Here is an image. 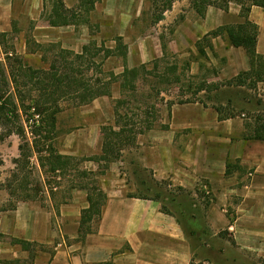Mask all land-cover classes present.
Segmentation results:
<instances>
[{"label": "rangeland", "instance_id": "rangeland-1", "mask_svg": "<svg viewBox=\"0 0 264 264\" xmlns=\"http://www.w3.org/2000/svg\"><path fill=\"white\" fill-rule=\"evenodd\" d=\"M63 1L67 9L73 11L79 8L84 0ZM213 1L218 6H222L229 0ZM43 2L41 20L46 22L57 0H43ZM192 2V0H175L173 8L166 12L164 20L156 22L160 14L156 11V7L160 5H155L153 0H98L95 10L90 13L89 21L73 26L75 34L107 35L101 47L93 45L94 41L88 43L94 50L101 48L103 51L106 49L114 51L118 45L117 40L122 39L127 46L128 60L125 63L119 54L105 59L103 51L98 56H94L95 60H93L90 54L87 62L101 63L105 75H101L91 66L92 71L86 74V79L108 80L111 73L121 76L125 67L142 69L146 66L147 70L142 69L140 77L135 82V90L129 89L123 92L119 82L112 85L111 98L104 97L95 103L81 107L72 104L73 102L63 101L62 111L57 116L56 130L48 134L50 136L47 143H52L62 155L76 157L80 160L100 156L104 144L103 128L114 127L119 131V128L115 126L116 106L120 100L125 101L120 111L127 115L129 129L134 131L142 129L144 135L143 137L138 136L135 144L120 147L122 151L119 160L112 163L108 169L103 163L99 166L97 174L104 170V175L109 171L107 173L109 179L119 177L127 179L132 186L131 195L152 199L161 205L162 210L173 215L182 226L194 250L192 264H264V259L241 251L228 229L213 231L208 219V214L217 204L216 195L221 194L225 189L228 190L229 204L223 206L221 212L225 210L223 213L228 219L233 220L236 217V206L241 202L242 195L250 191L249 186L256 174V166L254 164L242 165L240 161L244 159L243 154L240 160L228 159L235 152L228 145L239 144L243 141L242 131L245 123H253L252 119L255 115L264 114V84H261V87L258 84L257 90L223 86L233 79L231 70L228 68V59L225 56L231 45L225 37L204 39L212 31L205 36H200L199 39L194 36L202 35L201 30L196 28L204 24L206 15L202 17ZM238 6L236 2H231L228 12L235 13ZM210 8H214L213 14L218 10L227 13L212 6L208 7L207 11ZM37 9L39 8H33L29 4V0H13L11 18L8 20L5 14L0 15V23H7L11 20L12 25L2 47H6V50L8 47L9 52L18 51L21 55L17 53L16 55L27 66L48 69L51 61L60 52L61 44L42 43L40 44L42 48L34 44L32 40L37 22L31 20L30 12ZM229 18L233 21L235 16L232 14ZM218 24H221V21L216 20L214 14L208 24L204 25L206 29H209ZM50 25L53 29L60 26L52 23ZM63 31L67 34L68 29L65 28ZM188 33L192 36H188ZM50 35H57V33ZM27 39H31L30 51L32 53L27 50L28 53L25 55L23 53H25ZM201 49L205 50V55L200 53ZM94 50L92 53L95 52ZM1 59L3 63H8L6 68L9 71L11 69L9 63H12V60L6 62L5 56ZM235 60H239V56H236ZM157 64L158 68L155 70ZM175 67L178 68L177 72L174 71ZM193 68L196 71L199 69L196 74L191 73ZM223 69H225L224 77L226 78L221 80L219 74ZM178 78L180 82H177ZM169 80L171 82H168ZM204 83L217 87L218 90L212 93H199L198 88ZM197 103L213 110L220 107L224 109L225 116L236 114L237 118L223 123L217 130L205 132L206 134H196L193 131L182 133L177 140L180 141L182 148L184 141L186 146L190 145L188 152H184L182 148L175 152H169L168 148L165 151V162L167 166L168 162L175 165L173 170L176 172L177 181H183V169L185 168L186 172L190 173L187 176L194 184L193 188L174 184L171 177L157 180V171L147 166L149 159L145 157L143 147L148 146L149 142L143 139L149 138V134L153 131H167L169 112L173 106L183 107L184 105L192 109L189 104ZM20 115L21 121L17 124L0 125V210L6 208L10 211L11 204L17 198H11L5 186L8 181L13 180L14 172L17 173L15 161L20 157L19 145L21 144L18 135L9 136L8 133H17L18 127L24 123L25 119L29 122L31 120L28 111L24 112V115L20 112ZM140 139L144 143L142 146L139 144ZM167 141L169 139L165 142ZM177 148L180 147L177 146ZM241 151L239 149L240 154ZM226 152L230 154L228 157ZM246 153L250 159L259 158L264 156V149L262 147L252 148V151H245ZM37 157L38 155L34 153L27 172L29 188L33 189V192L29 193L34 195L35 191L39 192V202L36 204L48 207V189L54 191L57 204L66 201L72 193V185L78 179L75 171L72 170L61 178L52 174H44L39 167ZM226 160L230 171H234L233 176L229 178L223 174ZM96 166V162L88 161L79 167L85 170V167L89 169ZM246 185H248L247 189H245ZM18 194L19 196L25 195L21 190H18ZM221 217L218 216V224H221L223 219ZM0 242L2 247L11 246L9 237L2 238ZM50 247L53 246H49L46 250L53 252Z\"/></svg>", "mask_w": 264, "mask_h": 264}, {"label": "crops", "instance_id": "crops-1", "mask_svg": "<svg viewBox=\"0 0 264 264\" xmlns=\"http://www.w3.org/2000/svg\"><path fill=\"white\" fill-rule=\"evenodd\" d=\"M43 3V0H29V4L33 8H39L30 12L31 20L37 22L33 42L38 44L58 43L61 44V49L76 54H82L84 47L89 46L88 43L91 41H94L92 44L96 47L103 46L102 42L107 35H76L75 26H58L57 29H53L49 21L41 20ZM12 10L13 0H0V15L5 14L9 20ZM212 10L214 8L207 11L204 24H208L214 14L216 20H220L221 24L209 29H206L204 24L197 26L196 29L202 32V35H194L198 39L220 26L238 25L245 21L240 16V6L235 9V13H224L218 10L213 14ZM232 14L235 16L233 21L229 20V16ZM249 19L259 26L257 51L264 55V8L253 7ZM10 21L7 22L8 25L6 22L0 23V34H8L11 31ZM65 28L68 29L67 34L63 31ZM51 33H57V35H50ZM190 34L188 36L191 37ZM28 41L29 39H27L25 53H23L25 55L28 53L27 50L31 49L28 47ZM0 51V57L1 55L5 56L1 46ZM15 53L21 55L18 51ZM30 53L32 52L30 51ZM225 56L228 59V68L232 73L231 78L250 69L249 58L244 49L230 46ZM236 56H239L237 61L235 60ZM1 61L3 62V59ZM198 70L193 68L191 73L196 74ZM224 71L225 69L221 70V74H219L221 80L226 78ZM261 84L264 83H260L259 86ZM102 98L104 99V97L99 99ZM189 106L192 109L184 105L183 107L173 106L169 112L167 131H153L149 134V138L143 139L145 142H149L148 146L143 147V151L146 153L145 157L150 160H147V166H151L157 171V180L171 177L174 184L185 188H193L194 184L187 176L190 173L186 172L184 168L183 181H177L176 172L173 170L175 165L168 162L167 166L165 162L166 155L164 153L167 148L169 152L180 150L182 146L177 137L182 133L193 131L196 134H206L205 132L217 130L223 123L234 120L220 121L216 110L205 108L198 103L189 104ZM245 133L244 127L242 135ZM143 135H139V137H143ZM167 139L169 141L165 142ZM242 140L239 144L228 145L233 151L235 150L228 159L240 160L239 158L243 154L244 159L240 161L242 165L254 164L256 166V174L249 186L250 191L242 195L241 202L235 209L236 217L230 220L223 213L225 210L221 212L222 207L229 204L228 190L225 189L221 194L216 195L217 204L208 214V219L212 224L210 228L213 231L228 229L241 251L255 254L258 258L264 259V156L250 159L249 155L245 154V151H252V148L262 147L264 149V142L247 141L243 137ZM142 142L140 139L141 146L144 144ZM242 143L243 145H241ZM182 144L184 152H188L191 148L190 145L186 146L185 141ZM239 149L242 150L241 154ZM229 155L226 152V156ZM185 157L187 158L186 154ZM227 160L223 174L229 178L233 176L234 171L232 170L231 174L227 175L229 166ZM96 165L98 167L89 169L85 167V169L97 173L99 164L96 163ZM107 173L99 177L100 185L107 194V203L102 219L97 224L96 231L88 235L84 243L78 239L81 217L82 212L87 210L90 205L87 192L79 189L73 190L69 198L60 204H57L55 198L49 195L47 208L37 205V202H19L15 210L1 213L0 233L9 238L43 246V249L37 248L34 264H192L194 250L177 219L171 214L164 213L158 202L131 195L132 186L127 179L120 177L109 179ZM247 187L248 185L245 186V189ZM216 215L223 217V219L221 217V224L217 223L218 216L216 218ZM70 240L72 242H69ZM49 246H53L50 247L53 252L46 250ZM29 258L30 253L24 251L20 246L11 245L2 247L0 250V260L3 261L21 260L24 263Z\"/></svg>", "mask_w": 264, "mask_h": 264}, {"label": "trees", "instance_id": "trees-1", "mask_svg": "<svg viewBox=\"0 0 264 264\" xmlns=\"http://www.w3.org/2000/svg\"><path fill=\"white\" fill-rule=\"evenodd\" d=\"M97 1L84 0L79 8L71 11L67 9L63 0H57L46 20L60 26H78L81 23H87L90 13L95 10ZM192 1L196 11L202 17L206 15L208 7L211 6L226 12L229 11V4L231 2H236L240 6V16L245 20L242 24L222 26L210 32L204 39L225 37L232 47L244 49L249 58L250 69L241 72L238 76L223 85L224 87L257 90L258 84L264 83V55L259 54L257 51L259 26L250 21L249 16L253 7L264 8V0H229L222 6H218L213 0ZM153 2L157 6L160 5L156 7V11L160 12L156 22H161L164 20L166 12L173 8L175 0H153ZM6 36L7 34H0V46L5 55V60H7L6 62L12 60V63H9L11 69L8 71L6 68L8 67V63H3L0 57V125L11 126L17 124V122L21 121L20 112L23 115L24 112H30L31 119L35 115L40 117L33 127L30 126L29 120L25 119L24 123L18 127L17 133H8L9 136L11 134L18 135L21 140V144L19 145L20 157L15 161L17 173L14 172L13 180L8 181L7 186H5L11 198L17 197L15 202L11 204L10 210H15L19 201L39 202L38 191H35L34 195L29 193L33 192V189L29 188L30 182L27 175L31 165V158L36 153L38 155L39 167L44 174H52L53 176H57V178H61V176H65L73 170L78 179L72 185V191L79 189L87 192L90 206L82 212L78 238L79 241L84 243L87 236L96 231L97 224L102 219L107 203V194L99 182V177L104 175V170L99 171L97 174L86 169L81 170L79 166L84 162L91 161L98 163L99 166L105 163L108 169L112 163L119 160L120 152L122 151L120 147L135 144L137 137L144 134V130L134 131L129 129L128 117L120 111L125 101L120 100L116 106L115 123L119 131L114 127L103 128V150L102 154L98 157L80 160L76 157L62 155L52 143H47L50 136L48 134L56 130L57 116L62 111L61 103L63 101L73 102L72 104L78 107L89 105L101 97H110L112 95V85L119 82L123 92L129 89L135 90V82L140 77L142 69L147 70L146 66H143L142 69L125 67L124 73L121 76L111 73L108 80L102 78L86 79V74L92 71L91 66L101 75H105L101 63L87 62L88 55L91 54L93 56L92 59L95 60L94 56H98L103 50L101 48H95L94 50L93 47L86 46L82 54H76L75 52L60 48V52L51 61L48 69H36L24 64L23 60L14 51L9 52L8 47L7 50L6 47H2ZM30 41H28L29 49L30 45H32ZM34 44L38 48H42V45L35 42ZM117 44L114 51L107 49L103 51L105 59L119 54L123 61L127 63V46L123 43L122 39H118ZM209 46H211L210 43ZM51 47L54 48L55 46ZM93 50L95 51L94 53H92ZM200 53L205 55V50L201 49ZM157 68L158 64L155 70ZM176 70H178L177 67L174 68V71ZM178 81L180 82V78H178ZM168 82H171V80ZM216 90H218L217 87H211L207 83L202 84L198 88L199 93H212ZM215 110L219 115L220 121L237 118L236 114L225 116L223 114L224 109L220 107H217ZM252 120L253 123H245L246 133L243 135V139L264 142V114L255 115ZM44 133L46 134L44 135ZM230 172V166H228L227 175H230ZM18 190L23 191L25 195L19 196ZM53 192V190L48 189V193L52 198L55 196ZM140 198L148 199L142 196ZM7 210L9 209L0 210V215ZM162 211L169 214L165 210ZM94 225H96V228ZM2 238H7V236L0 233V240ZM11 245L20 246L24 251L29 252V260L24 263L21 260L9 262L0 260V264H34L38 252L37 248L43 249V246L37 243L14 238H11ZM1 248L0 242V250Z\"/></svg>", "mask_w": 264, "mask_h": 264}, {"label": "built area", "instance_id": "built-area-1", "mask_svg": "<svg viewBox=\"0 0 264 264\" xmlns=\"http://www.w3.org/2000/svg\"><path fill=\"white\" fill-rule=\"evenodd\" d=\"M39 119L40 117L38 115H35L30 121V126L33 127L39 121Z\"/></svg>", "mask_w": 264, "mask_h": 264}]
</instances>
